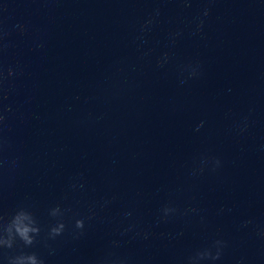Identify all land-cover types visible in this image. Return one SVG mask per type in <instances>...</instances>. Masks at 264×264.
<instances>
[{"label":"clouds","instance_id":"obj_1","mask_svg":"<svg viewBox=\"0 0 264 264\" xmlns=\"http://www.w3.org/2000/svg\"><path fill=\"white\" fill-rule=\"evenodd\" d=\"M208 10H204V15L207 16ZM147 23H151L148 21ZM203 21L200 22L198 28L201 27ZM21 31L24 29L21 26H17ZM197 71L195 68L191 70V75L195 76ZM15 75L13 69L9 68L7 76L0 70V83H2L8 77ZM183 83V81H182ZM4 116L0 115V124L4 121ZM15 162H13L14 164ZM216 165H219V161H215ZM164 217H167L175 209L165 207L163 210ZM63 213L59 207L52 210L51 215L53 217L61 216ZM94 215V213H93ZM130 215V213L126 214ZM91 217H89L90 219ZM65 223L61 220L55 226L50 227L49 236L55 238L61 235L65 230ZM133 226L129 227L131 231ZM74 229L78 230V234H83L85 229V220L76 219L74 223ZM40 234V227L33 214L24 208L17 209L8 220H4L0 217V247L11 249L15 242L19 240L24 247H30L36 242V237ZM226 246L225 241L215 240L208 247L196 250L192 255L187 258V264H202L204 261H217L221 259L223 255V249ZM8 264H44V261L40 259L36 253H21L19 255L11 256L8 258ZM101 264H113L111 258H107L101 262Z\"/></svg>","mask_w":264,"mask_h":264}]
</instances>
